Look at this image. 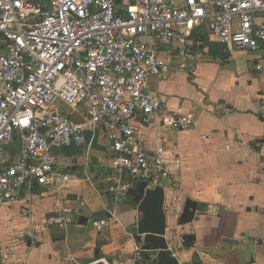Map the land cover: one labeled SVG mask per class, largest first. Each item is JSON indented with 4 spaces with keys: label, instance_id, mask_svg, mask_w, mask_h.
<instances>
[{
    "label": "built area",
    "instance_id": "1",
    "mask_svg": "<svg viewBox=\"0 0 264 264\" xmlns=\"http://www.w3.org/2000/svg\"><path fill=\"white\" fill-rule=\"evenodd\" d=\"M38 1L0 0V207L36 188L70 184L57 151L89 153L100 137L109 142L106 184L116 199L144 184L153 191L176 182L166 147L148 152L142 133L195 126L186 115L164 116L165 100L148 92L150 79L172 70L160 51L177 47L180 68L188 69L195 60L188 32L205 27L232 50L264 57V0ZM258 115L264 122V100ZM16 141L20 154L10 160L4 151ZM71 215L64 207L45 226L67 229ZM112 224L94 222L98 229ZM136 260H143L141 250ZM6 261L0 247V264Z\"/></svg>",
    "mask_w": 264,
    "mask_h": 264
},
{
    "label": "crops",
    "instance_id": "2",
    "mask_svg": "<svg viewBox=\"0 0 264 264\" xmlns=\"http://www.w3.org/2000/svg\"><path fill=\"white\" fill-rule=\"evenodd\" d=\"M188 33L195 60L182 70L178 48L162 49L172 70L150 79L148 92L165 100L164 116L186 115L195 126L190 132L168 125L142 130L148 152L166 147L176 176L162 186L166 230H149L145 193L122 199L108 193L113 160L100 137L89 153L85 147L57 151L59 167L74 178L70 184L36 188L0 207L6 264H264L263 53L232 50L205 27ZM20 149L16 141L5 156L14 160ZM188 201L195 212L186 210ZM64 207L72 210L67 229L46 227V218ZM102 218L113 221L109 229L94 225Z\"/></svg>",
    "mask_w": 264,
    "mask_h": 264
},
{
    "label": "water",
    "instance_id": "3",
    "mask_svg": "<svg viewBox=\"0 0 264 264\" xmlns=\"http://www.w3.org/2000/svg\"><path fill=\"white\" fill-rule=\"evenodd\" d=\"M36 3H39L38 0H35ZM117 4L121 3V0H116ZM146 184L142 185L137 191L135 190L132 194H136V192H141L144 195V202H147L149 206V210L147 212V221L149 223V230L156 234L163 233L166 230V214L164 211V202H165V189L163 187H157L153 191H145ZM186 210L196 211V204L188 201L186 204ZM188 220L191 219V215L188 213L184 216ZM190 240H185V243H189ZM159 244H164V240L161 238ZM168 264H180L178 260L172 259Z\"/></svg>",
    "mask_w": 264,
    "mask_h": 264
},
{
    "label": "rangeland",
    "instance_id": "4",
    "mask_svg": "<svg viewBox=\"0 0 264 264\" xmlns=\"http://www.w3.org/2000/svg\"><path fill=\"white\" fill-rule=\"evenodd\" d=\"M164 57V56H163ZM62 111H65V112H69V109L66 107V106H62L61 108ZM82 154V153H81ZM28 239L25 240V242L27 243Z\"/></svg>",
    "mask_w": 264,
    "mask_h": 264
},
{
    "label": "trees",
    "instance_id": "5",
    "mask_svg": "<svg viewBox=\"0 0 264 264\" xmlns=\"http://www.w3.org/2000/svg\"><path fill=\"white\" fill-rule=\"evenodd\" d=\"M80 153H82V152H80Z\"/></svg>",
    "mask_w": 264,
    "mask_h": 264
}]
</instances>
